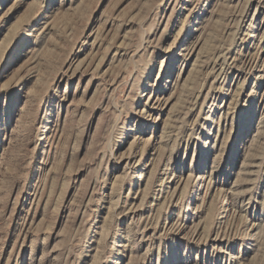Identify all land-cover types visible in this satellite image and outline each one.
I'll list each match as a JSON object with an SVG mask.
<instances>
[{
	"label": "rangeland",
	"instance_id": "1",
	"mask_svg": "<svg viewBox=\"0 0 264 264\" xmlns=\"http://www.w3.org/2000/svg\"><path fill=\"white\" fill-rule=\"evenodd\" d=\"M0 264H264V0H0Z\"/></svg>",
	"mask_w": 264,
	"mask_h": 264
}]
</instances>
